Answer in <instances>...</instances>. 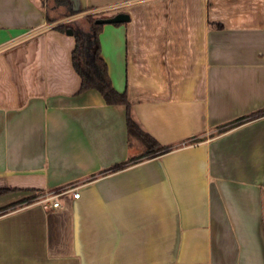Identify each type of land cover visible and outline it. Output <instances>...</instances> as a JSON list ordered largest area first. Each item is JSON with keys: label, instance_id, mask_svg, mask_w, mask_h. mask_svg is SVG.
Segmentation results:
<instances>
[{"label": "crops", "instance_id": "1", "mask_svg": "<svg viewBox=\"0 0 264 264\" xmlns=\"http://www.w3.org/2000/svg\"><path fill=\"white\" fill-rule=\"evenodd\" d=\"M71 2L129 15L100 55L170 149L142 156L126 106L78 92L46 0H0V208L37 195L0 213V264H264V0Z\"/></svg>", "mask_w": 264, "mask_h": 264}, {"label": "trees", "instance_id": "2", "mask_svg": "<svg viewBox=\"0 0 264 264\" xmlns=\"http://www.w3.org/2000/svg\"><path fill=\"white\" fill-rule=\"evenodd\" d=\"M48 14L50 10L56 11L59 17L72 16L77 14L79 10H75L72 6L71 0H49ZM47 14V20L52 21L53 19ZM97 17L93 14H87L84 16V21L87 23L85 29L76 28L68 24H58L55 26L56 29L65 32L67 28L72 30L75 38V46L72 50V65L77 74L80 77V87L78 92H84L89 89L97 90L105 100L107 104H123L126 106V119H127V130L129 135L136 136L146 145V152L142 156L154 154L156 151H168L170 147L159 145L153 138L143 132L137 124L133 121L130 114V103L125 92H118L112 85L111 78L108 74L107 64L100 55V42L99 33L103 27V24L96 23ZM220 26V25H219ZM264 110L252 114L250 117L261 115ZM247 118V117H246ZM244 118H240L230 125L237 124ZM127 162H121L114 164L108 170H116L123 167ZM9 189H0V194L5 193ZM36 194L13 202L0 208V213L6 212L8 209L20 205L23 203H29Z\"/></svg>", "mask_w": 264, "mask_h": 264}, {"label": "water", "instance_id": "3", "mask_svg": "<svg viewBox=\"0 0 264 264\" xmlns=\"http://www.w3.org/2000/svg\"><path fill=\"white\" fill-rule=\"evenodd\" d=\"M128 20H129V15L127 13L119 12L109 17H98L96 18L95 22L101 24H107V23H121V22H126ZM66 34L72 35V30L70 28H67Z\"/></svg>", "mask_w": 264, "mask_h": 264}, {"label": "rangeland", "instance_id": "4", "mask_svg": "<svg viewBox=\"0 0 264 264\" xmlns=\"http://www.w3.org/2000/svg\"><path fill=\"white\" fill-rule=\"evenodd\" d=\"M47 1V6L50 4V1L49 0H46ZM57 17L60 18L58 15V13H56ZM55 16V15H54ZM71 18H74V16L70 17V16H66L64 17V21H66L65 24H68V25H71V26H74L76 28H81V29H85L86 26H87V23H85L84 19H76V20H71Z\"/></svg>", "mask_w": 264, "mask_h": 264}, {"label": "built area", "instance_id": "5", "mask_svg": "<svg viewBox=\"0 0 264 264\" xmlns=\"http://www.w3.org/2000/svg\"><path fill=\"white\" fill-rule=\"evenodd\" d=\"M72 191H73V195L75 197H77L78 196V192L75 189H73ZM47 196H49V195H47ZM54 196H51V197H48V198H52ZM59 206H60V203H59L58 200H53L52 202H49L48 205H46L47 208H57Z\"/></svg>", "mask_w": 264, "mask_h": 264}]
</instances>
